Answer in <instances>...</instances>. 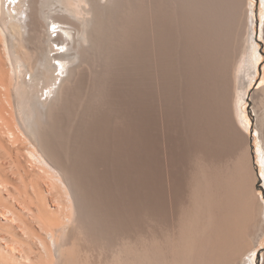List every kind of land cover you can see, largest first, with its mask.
<instances>
[{
    "label": "bare ground",
    "instance_id": "obj_1",
    "mask_svg": "<svg viewBox=\"0 0 264 264\" xmlns=\"http://www.w3.org/2000/svg\"><path fill=\"white\" fill-rule=\"evenodd\" d=\"M79 1L0 0V264H258L256 253L264 245L259 191L264 194V86L253 138L242 100L256 77L248 79L250 68L255 70L262 57L249 25L259 38L260 21L262 36L264 0L259 19L253 1L251 8L245 1V27L229 61L228 90L221 94L217 88L222 96L214 100L215 109L197 103L194 110L198 140L213 135L231 149L228 128L246 134L247 146L221 158H147L137 197L129 170L118 174L114 187L109 176L97 173L98 156H91L89 147L90 156H81L76 122L71 134L65 123L70 115L65 86L81 65L79 52L65 49L70 35L79 38L72 34L73 21L83 38L109 41L116 31L128 30L132 3L84 0L82 6ZM178 163L187 171H174Z\"/></svg>",
    "mask_w": 264,
    "mask_h": 264
},
{
    "label": "rangeland",
    "instance_id": "obj_2",
    "mask_svg": "<svg viewBox=\"0 0 264 264\" xmlns=\"http://www.w3.org/2000/svg\"><path fill=\"white\" fill-rule=\"evenodd\" d=\"M245 1L131 0L134 16H132V22L128 21V30L116 31L112 34L111 40L105 42H99L95 38L92 41L89 38H83L79 23L73 21L72 34L75 39L79 38L73 41L70 35V42H65V49L70 48L72 54L79 52L80 58L76 60V63L81 61V65L78 75L74 77L77 78V82L73 78L65 86L68 95L66 98L69 102L68 105L67 101L65 104L70 110V115H67L69 119L67 118L65 123L71 134L74 130L73 123L76 122L75 125L80 128V140H83L81 141V143L83 142L81 145L83 155L81 154V156H84L83 152H85V156L89 153L91 156H98L97 173L109 176L114 187L117 181L120 182L118 174L129 170V183H134L129 185L132 195L136 190V197L138 194L140 195L142 167L146 166V170L149 163L147 161L152 157L175 156L183 158L185 156L186 158L187 156L208 155L221 158V156H231L232 149L239 155L247 146L248 137L246 134L237 131L233 134L228 128L227 133L230 134L231 140L228 134H226L228 137L226 138L231 142V149L228 148L229 144L223 141L221 143L213 135L212 137L210 135L208 139L212 138L213 142L217 140L213 143L214 145L211 144V139L210 141L206 139L204 142L198 140L194 123V110L198 104H200L198 106L206 108V103H208V107L211 106L210 109H215L213 107L217 106L216 103L222 96L221 94H225L228 90L229 61L236 54V46L240 42L245 27V13L243 12L246 6ZM252 1L253 6L248 0V7L252 6L259 19L261 0H258V3L257 0ZM79 4L83 6L87 3L80 0ZM84 15L86 18L87 14L84 13ZM144 18H147V22ZM250 27L251 24L249 30L252 40L255 38L254 41H256L257 39L256 47L262 55L255 70L253 67L250 68L248 79L256 77L242 100L244 114L250 120V137L253 138L258 124L257 114L261 112L259 104L262 94L260 92L264 86V33L262 36L260 35V21L258 22L259 38L255 37ZM54 34L56 35V33ZM141 38H145V40ZM58 50L56 47L55 51ZM202 90L206 91L205 94ZM217 90L222 93L220 94ZM199 91L202 92L201 96L204 98L206 94L208 95L206 100H202ZM194 93H197L199 99L202 100L200 103L196 102V106L193 100L196 101L197 95ZM192 95H196V98L192 99ZM199 99L197 98V101ZM67 122H71L70 126ZM208 146L209 148H207ZM86 151L89 153L86 154ZM109 156L111 158H108ZM99 157L102 159L101 161ZM109 159L111 161H108ZM105 167L107 168L105 169ZM172 168L177 172L179 170L187 171V167L179 163L178 166L176 164ZM258 182L262 185V181L258 180ZM133 187L134 189H132ZM135 188L137 189L135 190ZM259 191L264 199L263 189H259ZM116 198L119 199L118 194ZM131 201L133 202V200ZM263 254L264 245H260L256 253L258 264H263Z\"/></svg>",
    "mask_w": 264,
    "mask_h": 264
},
{
    "label": "water",
    "instance_id": "obj_3",
    "mask_svg": "<svg viewBox=\"0 0 264 264\" xmlns=\"http://www.w3.org/2000/svg\"><path fill=\"white\" fill-rule=\"evenodd\" d=\"M257 3H258V0H257Z\"/></svg>",
    "mask_w": 264,
    "mask_h": 264
}]
</instances>
